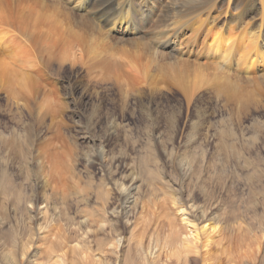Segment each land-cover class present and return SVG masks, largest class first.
<instances>
[{"label": "rangeland", "instance_id": "374dc122", "mask_svg": "<svg viewBox=\"0 0 264 264\" xmlns=\"http://www.w3.org/2000/svg\"><path fill=\"white\" fill-rule=\"evenodd\" d=\"M0 1V14L5 15L4 17L0 15V62L3 59L10 61L7 52L11 56L17 55L15 57L29 64L31 73L27 71V74L33 79V90L29 93L25 91L20 93L12 82L5 83L0 78V217L4 218L2 219L4 229L8 227L11 228V232L14 230L17 232L16 239L11 233L0 234L1 264L5 262L3 254H12L16 249L15 257L20 260L21 264H27V258L33 253L43 264H50L54 257L47 258L46 253L50 247V240L55 239L54 233H59L61 237L58 241L61 249L56 252L60 264H73V260L74 264H92L91 255L96 249V241L104 243L109 241L113 235L110 227L113 228L115 219L104 212L106 192H111L108 197L112 198V201L116 196L112 183L106 179L109 171H116L112 177L118 179L132 169L137 177L136 182L141 187V200L136 207V212L127 213V217L122 216L121 224L118 226L125 244L134 247L136 241L139 240L140 233L147 228L149 232L159 233L158 242L162 245L163 237L161 236L164 235L163 232L168 231L167 217L170 213L172 217L170 209L173 208H170L171 204L168 203L167 196L163 194L160 174L168 176L173 164L169 160H156L158 149L146 144L145 132L147 128L155 126L166 135L171 128L173 117L179 112H181L182 124L186 131L198 128L203 135L201 140L205 142L206 163L212 166L205 165L202 177L213 176L218 179L217 176L222 173L221 165H224L225 156L227 155L229 160L232 152L240 155V164L235 166L234 163L230 165L227 163L229 170L226 172V175L233 180L238 198L240 197L238 206L241 207L244 204L241 196L248 189L243 176L249 173L253 184L251 191L254 189L251 194L252 203L256 202L257 211L264 210V84L262 87L259 85L260 82L264 83L262 80L264 79V58L258 62L256 53H254V50L258 48L260 49L259 54L264 56V46H261L264 39L263 29L257 27L261 31L259 32L254 28L259 24L260 13H257L253 20L245 15L239 20H235L232 16H225L224 20V13L220 10L225 7L224 4L226 5V0H223L205 25V31L208 30L206 27L212 29L206 40L207 45H210L219 34L223 35L224 39L235 37L231 70L234 69L233 72L237 70L238 74L236 77L232 76L235 79H231L234 83L231 86L236 90V87L240 88L244 85L241 87V90L243 89L241 92L247 90L242 93L245 97L239 95L238 92L236 96L227 97V90L224 88L227 83L223 82L224 80L220 81L219 78L217 79L220 84L216 83L215 86L211 83L200 88L185 86L184 88L190 91V96L187 97L171 77V68L158 69L155 65H151V70L148 68L147 74H139L141 66L133 67L126 61L127 55H130L129 44L119 43L120 45H117L118 42H114V39H111L109 43H114L115 47L120 46V48L111 49L115 51L112 52L105 46H94L91 42L88 48L84 47L83 42L86 40L79 34L77 40H75L76 37L74 38V43L73 38L70 40L65 36V41L67 40L65 42L60 36L52 34H50L52 38L50 39L49 34L43 32L40 33L43 36L38 42H32V51L26 35L17 34L11 25L21 20L20 15L17 14L21 6L16 5L15 0ZM171 1L159 7L162 9H158L159 14L156 12L153 19L151 18L148 22L147 26H149L141 29L143 30L142 40L152 47H156L157 38L162 40L163 33L168 30L163 25H166L169 20L166 16H161V12ZM255 3L259 9V0H255ZM231 11L235 16V10ZM7 20H10V23ZM223 21L227 22L225 27ZM157 24L161 27L156 26ZM254 31H256L255 34ZM109 34H112L111 37L118 36L116 32ZM158 34L162 36L159 37ZM141 37L135 38L141 39ZM224 39L220 44L221 47H218L220 50L228 46V43L224 44ZM57 40L59 42H56ZM46 43H51V45ZM45 46L49 47L50 51L52 50L51 55L54 58L63 56L65 60L49 59L43 50ZM4 48H7L6 54L3 52ZM247 51L249 54H245ZM204 53L206 54V50ZM202 54L200 53L201 57L195 55L180 57H187V60L195 62L200 61L202 64L207 62L206 65L219 66L218 71L215 69L214 72L220 73V63L218 64L217 61L219 59L212 56L206 59L205 54ZM241 54L250 58L240 57ZM235 56L237 59L238 57L243 58L242 61L248 62L249 81L238 79L239 75L240 77L247 75L243 74L244 71H240L245 70L243 65H239L238 69L237 65H234ZM19 62L18 59L15 63L19 64ZM10 63L8 62L7 65H14L12 60ZM12 67L19 71L17 65ZM217 75L220 76L218 73ZM244 87L248 88L244 89ZM12 89L17 91L15 96L12 95ZM248 91L253 93L250 94ZM109 131H115V135L106 139ZM91 140L95 141V145ZM100 145H103L111 152L110 155L116 158L122 155L123 162L117 167H114V161L108 158L103 162L88 163L89 158L92 160L95 158L94 151ZM183 149L184 147L180 148V151ZM258 153L259 156H257ZM222 155H224L223 159ZM229 162L232 161L229 160ZM243 164L246 168L237 169ZM234 166L238 167L234 169ZM127 180L128 177L124 182L128 183ZM43 181H45L44 186ZM55 182L61 189L60 191L66 194L56 195L59 201L62 198L65 199L63 203L58 204L62 209L61 216L51 220L49 212L45 210L41 201L29 206L30 215L27 214L24 198L26 196L39 197L43 192L54 197L51 188ZM148 182L152 185L151 183L148 185ZM88 183L91 184L92 190L90 198H87ZM98 193L100 197H97ZM198 200L201 201V198L198 197ZM165 209L170 211L167 212ZM179 217L180 215L177 214L175 221H180ZM85 218L86 221L81 223L80 221ZM250 222L254 226L259 225V220L256 218L250 219ZM101 225H103L102 229L99 227ZM30 231L35 234L34 237L32 236L34 239L31 246L26 248V255L22 257L20 246L15 243V240L17 242L19 239L29 238ZM256 239L250 243L252 248L249 247L248 253L251 257L255 255V258L257 256L260 258L264 255V235L261 237L258 234ZM223 245L232 247L233 250L237 248L235 245H227V242ZM81 247L89 248L85 252L88 257H81L83 251ZM123 248H118L116 253H112L110 260L114 262L116 256H122ZM207 249L206 264H240L227 260L228 256L219 248L209 247ZM130 256L131 253L126 256L127 259ZM159 264L172 263L169 260L165 262L164 257H160ZM189 264H198V262L192 256Z\"/></svg>", "mask_w": 264, "mask_h": 264}, {"label": "bare ground", "instance_id": "6f19581e", "mask_svg": "<svg viewBox=\"0 0 264 264\" xmlns=\"http://www.w3.org/2000/svg\"><path fill=\"white\" fill-rule=\"evenodd\" d=\"M63 1L15 0V4L21 6L20 12L17 13L20 15L21 20L15 22L14 24L11 23V25L13 29L16 30L17 34L26 35L32 51V42H38L39 38L43 36V34L41 35L40 33L43 32L49 34L48 36H50V34L54 36H60L64 41L65 36H67V38H70V40L71 38H73L74 40V38L76 37L75 40H77L78 34L80 36L82 35L83 39L86 40L85 42H83V45L84 47L87 46V48L89 46V42H91L94 46L101 45V47L105 46L106 48H108V50H117L120 48V46L118 48L114 46L113 42V44L109 43L111 42V39H114V42H118L117 45H120L119 43L129 44L130 48H128V50L130 52V55L126 54V61L128 64H132L133 67L141 66L139 74H147L148 68L151 70V65H155L158 69L164 67L171 68V77L174 81H176L175 83L177 84V86L182 88L184 94L187 97L190 96V91L187 88H184L185 86H197L200 88L203 85H209V83H211V85L214 84L215 86L216 83L218 84V82L223 80V82L227 83V86L224 87L227 90V97L236 96L237 92L239 93V95L241 94L242 97H245L242 93L246 92L247 90L241 92L243 90H241V87L244 85H242L240 88L236 87V90L232 89L235 87L231 86V84H234L231 80L233 78L232 76L236 77L238 74L237 70H235V72H233L234 69L231 70V62L234 58L233 49L236 41L235 37H227V39H224L225 37L219 34L213 40V42L210 43V45L206 44L207 37L212 30L211 28L206 27V29L208 30L205 31V25L207 24L206 21L209 17L212 16L211 14L213 13V11L216 10L218 6H220L219 4L223 0H172L168 6H165L163 12H161V16H166L168 18L167 20H169V22H167L166 19H163L165 22H167V24L163 26L168 30L163 33V36L160 34L162 36V40H159V38H157L156 47H152L146 41L142 40L141 35H143V30L141 31V29H143L142 27L147 26L148 22L151 20L154 14H156L157 11L159 12L158 9H161L159 7H163V5L168 3L169 0ZM225 2V7L223 9H220L222 11L221 13H224V20L226 18L225 16H232L235 17V20H239V18L243 17L244 15L250 16V19L253 20L255 18V15L257 13H260V21L258 20L259 24L254 28L257 29L256 31H259L258 28L260 29V27H262L264 38V0H259V9H257L258 7H256L255 0H226ZM67 5H69L70 7H68ZM231 10H235V16H233L234 13ZM9 21L10 20H7L8 23H10ZM226 24L227 22H224V27L226 26ZM156 26L159 27L160 25L157 24ZM222 26L223 25H221V27ZM248 28L250 29V27ZM219 30L221 29L219 28ZM244 31H242L243 35H245ZM256 31H254V34ZM111 32H116L118 36L111 37L112 34H109ZM259 32L257 33L259 34ZM160 35L158 34L159 37ZM137 36H140L141 39H136L135 37ZM241 38L242 40H244L243 37ZM50 39H52L51 36ZM223 39L225 41L224 44L228 43V46L226 45L227 47L225 49L220 50L218 49V47H221L220 44ZM59 40H57L56 42H59ZM256 40L254 42H256ZM262 41L263 42L261 43V46L263 47L264 39ZM46 44L51 45V43ZM249 47L251 46L249 45ZM4 49L5 50H3V52L5 53L7 48ZM43 50L48 55L49 59H53L54 61L57 59H60L59 61L65 60V58L63 59V56H61V58L55 55L56 57L54 58L51 55L52 50L50 51L49 47L47 46H45ZM87 50L91 51V49ZM122 50L124 51V49H121V51ZM205 50L206 54L204 53ZM251 50L248 51L250 52ZM259 50L260 49L258 48L257 50H254V53H256L257 56L256 60L258 62L259 60H262L264 58L263 55L259 54ZM248 51L245 54H249ZM200 53L205 54L204 58L206 59H210L212 56L220 60H217L218 64L220 63L221 68V70L219 69L221 72H217L220 76L217 75L216 71L214 72V70L219 66H211L210 64L206 65L207 62L205 64H202V62L200 63V61L195 62L187 60L188 56L191 57L192 55H195L199 57ZM254 53L252 52V54ZM15 56H11V54L7 52V57L10 61H6L5 59H3L0 62V78L4 80L5 83L12 82V85L14 84L20 93L24 91L29 93L31 90H33V79L27 74V71L31 73L29 64H25L20 58H17ZM180 56L187 57H184V59ZM241 56L244 58L247 57L242 54L240 55V57ZM128 57L130 58L127 60ZM235 58L236 63L234 65H237V69L239 65H243L245 67V70H240L241 66L239 67V70L244 71L243 74L247 75L244 77H240L239 75L238 79H245L247 81L248 79H250V73L248 71V68L250 66L248 62L246 63L245 61H242L243 58L239 59L238 57L237 59L236 56ZM18 59L20 61V65L15 63ZM11 60L13 61L14 65L18 66L19 71L15 70L14 67H12L14 65L10 66ZM8 62L10 64L7 65ZM221 73H223V75ZM32 74L37 75V73L33 72ZM217 78H219L220 81ZM223 82L222 84L226 85ZM263 84L264 83L261 84L260 82L259 85H261L262 87ZM245 88L246 87H244V89ZM16 92L17 91L13 90L12 95L16 94ZM145 133L147 139L146 144L156 150L158 149V153L155 156L156 160H169L173 164L172 171L168 176H163L160 174V184L163 188V194L167 196L166 199L168 200V203L171 204H168L170 205V208L172 207L174 209H170L171 211L169 209H165L167 212H172V217L170 215L171 213L167 217L168 231L163 232L164 235L161 236V238L163 237V244L160 245L158 242L160 240L157 237L159 236V233H156L155 231L149 232L147 228L140 233L139 240L136 241L134 247L125 244V240L122 239L118 226H120L121 224L122 216L127 217V213H131L133 211L136 212V207L140 204L141 200V187L140 184H137V177L135 176V172L132 169L128 174H124L118 179H114L112 177V175H114L116 171H109L106 179L112 183L114 188L113 192H116V196L114 195L115 200L112 201V198L108 197L111 192H106L107 197L104 200V212H107L110 216H112L113 219H115L113 228L110 227V231L113 232V235L110 237L109 241H106L104 243H102L101 241H96V249L92 251L93 255H91L92 264H159L160 257H164L165 262L167 260H169V262L171 261L172 264H189L190 258L192 256L198 262V264H206L205 258H207L208 256L207 248L209 247H216L217 249H221L222 253H225L226 256H228L227 260H232L236 263L264 264V255L260 258H257L258 256L255 258V255L251 257V254L248 253V249L252 240H255L258 234L261 237L264 235V210L257 211L256 202L252 203L251 194H253L252 192L254 189L251 191V188L253 186V184L251 183L252 180L250 181L251 176L249 175V173L243 176L248 190L244 189L247 190V192L242 190L244 191V195L242 194V192L241 198L244 204H242V206L240 207L238 206V200L240 197L238 198L236 194L233 180L230 179V176L226 175V172L229 170L227 163L229 165L230 163H234L235 166L239 165L240 155L232 152L229 157V160H231L232 162H229L227 155L225 156V162H223L224 165H221L222 173H219V175L217 176L218 179L213 178V176H206L207 178H203L202 171L205 170V165L209 167L212 166L206 163L207 158L205 154V142L201 140V137L203 135L198 128H192L190 131L185 130V127L182 124L181 112L173 117L171 121V128L166 135H164L162 131L158 130L155 126L147 128ZM114 135L115 131H109L107 133L106 139H109ZM91 142L93 143V145H95L94 140H91ZM182 147H184V149L180 151V148ZM94 152L95 158L93 160L90 158L87 160V162L90 164L94 161L103 162L107 158L110 161H114V167L119 166L123 162L122 155H118L119 158L110 155L111 152L109 150H106L103 145L96 147ZM224 155H222V159ZM257 156H259V153L257 154ZM131 165L132 164H130V166ZM235 166L233 167L234 169L238 167L237 166L235 168ZM245 166L246 165L243 164L237 169L246 168ZM230 172L233 171L230 170ZM243 172H245V170ZM227 174H229V172ZM127 177L128 183H125L124 180ZM44 183L45 181H43V186ZM150 183L148 182V185H150ZM88 187L89 191L87 192V198H90V193L92 191L90 183H88ZM51 189L54 193V197H50L47 193L43 192L39 197L34 196L32 198L26 196L24 198L27 214L30 215L29 206L36 203L37 201H41L44 204L45 210L49 212L51 220L61 216L62 209L58 204L59 202L63 203L65 199L62 198L59 201L56 195L66 194L63 191H60L61 189L57 186V182H55ZM154 190L155 189H153V191ZM149 191L151 192V190ZM97 197H100V193L97 194ZM198 197L201 198V201L198 200ZM222 199H225L227 201H223ZM177 214H179V218H181V220L179 219L180 221L176 220L178 223L175 221ZM166 216L167 213L165 217ZM251 217L259 220L258 226H254L252 222H250V219H253ZM2 219L4 218L0 217V234L7 235V233H11L13 234L14 239H16V230L11 232V228L7 227L6 229H4V222L2 221ZM85 221L86 218L81 220L80 222L83 223ZM102 226L103 225L99 226L100 229H102ZM54 234L55 239L52 241L50 240V247L48 248L46 257H54L50 264H60V260L57 259L56 256V252L61 249L58 242L59 240H61V237L59 233ZM33 235L35 234L30 231L29 238H23L21 240L19 239L17 240V242L15 240V243L20 246V255L22 257L26 255V248L28 249L31 246L32 240L34 239ZM225 242H227V245H235L237 248L233 250L232 247H225V245H223V243ZM76 245L79 246V243L76 242ZM122 247H124L122 253L123 255L116 256L115 261H111L109 258L111 254L116 253L115 251L118 248L121 249ZM258 247L260 248V246ZM81 248V250H83L81 252V257H88L85 252L88 251L89 248ZM1 249L2 248H0V250ZM234 251L237 252L234 253ZM16 252L17 249L13 250L12 254H3L5 260L4 264H21L20 260L15 257ZM129 253H131V256L127 259L126 256L129 255ZM248 259L251 260L249 261ZM74 263L75 261L73 260V264ZM27 264L43 263L37 260V255L33 253L27 258Z\"/></svg>", "mask_w": 264, "mask_h": 264}]
</instances>
